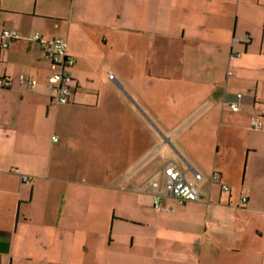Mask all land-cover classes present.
I'll return each instance as SVG.
<instances>
[{"label": "crops", "instance_id": "obj_1", "mask_svg": "<svg viewBox=\"0 0 264 264\" xmlns=\"http://www.w3.org/2000/svg\"><path fill=\"white\" fill-rule=\"evenodd\" d=\"M1 28L20 37L0 49V264H264V0H0ZM169 165L198 198L155 209Z\"/></svg>", "mask_w": 264, "mask_h": 264}, {"label": "built area", "instance_id": "obj_2", "mask_svg": "<svg viewBox=\"0 0 264 264\" xmlns=\"http://www.w3.org/2000/svg\"><path fill=\"white\" fill-rule=\"evenodd\" d=\"M19 32L14 28L0 29V49H6L11 40L19 38ZM28 39L30 41H42V37L38 32L31 34ZM46 57L51 66V74L47 80V87L53 94L51 96V103L54 105L66 104L71 95L72 77L66 72V69L74 64V59L66 54V44L62 37H55L48 42L46 48ZM109 78H113L110 74ZM20 84H28L30 88H34L37 84L35 79H30L27 75L21 74L18 79ZM11 80L7 77H0V88H9ZM241 95L237 94L239 98ZM230 108L233 111L239 109L238 103L233 101L230 103ZM264 117V105L260 107L259 113L252 120V126L255 128L262 127L261 118ZM53 140H57L53 137ZM18 172L17 169L14 170ZM201 175L195 173V181L185 180L181 171L176 169L173 165L165 166L161 169L160 179H153L149 185V192L153 196V207L159 208L161 199L164 196H172L179 203L196 201L198 198V186L196 181L200 179ZM164 178V179H163ZM163 179V180H162ZM212 181L218 179V175L213 173ZM23 181H28L27 175H22ZM223 190H228V186L223 184ZM241 202H246V197L241 198ZM264 213V207L262 209Z\"/></svg>", "mask_w": 264, "mask_h": 264}, {"label": "rangeland", "instance_id": "obj_3", "mask_svg": "<svg viewBox=\"0 0 264 264\" xmlns=\"http://www.w3.org/2000/svg\"><path fill=\"white\" fill-rule=\"evenodd\" d=\"M33 1V0H32ZM97 77V71H95V75H94V78H96ZM106 77H108L107 75H106ZM97 79V78H96ZM54 107H52L50 110H51V118H53L54 117V114H53V112H54ZM68 163V161H67V159L65 160V161H63V163L62 164H67ZM134 210H137V209H134ZM151 212L152 213H150V212H148V214H153L154 212H153V210H151ZM173 215H180L179 213H174ZM161 237L164 239V241L163 240H161ZM158 243H159V246H165V247H175V248H179V245H178V241L176 240V241H174L173 243H171V242H169L168 240H166L165 239V237H164V233H163V230H162V234H161V236H160V239L158 240ZM161 252H158V255H160L161 256ZM157 258H159V259H156V262L157 263H159V262H161L162 263V260H161V258L162 257H157ZM161 260V261H160ZM165 263V262H164Z\"/></svg>", "mask_w": 264, "mask_h": 264}]
</instances>
